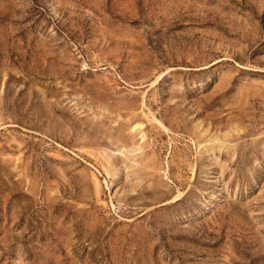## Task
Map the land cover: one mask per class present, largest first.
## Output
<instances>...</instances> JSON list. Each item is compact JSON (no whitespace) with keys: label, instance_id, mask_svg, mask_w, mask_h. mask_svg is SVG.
I'll list each match as a JSON object with an SVG mask.
<instances>
[{"label":"rangeland","instance_id":"rangeland-1","mask_svg":"<svg viewBox=\"0 0 264 264\" xmlns=\"http://www.w3.org/2000/svg\"><path fill=\"white\" fill-rule=\"evenodd\" d=\"M0 264H264V0H0Z\"/></svg>","mask_w":264,"mask_h":264},{"label":"bare ground","instance_id":"bare-ground-1","mask_svg":"<svg viewBox=\"0 0 264 264\" xmlns=\"http://www.w3.org/2000/svg\"><path fill=\"white\" fill-rule=\"evenodd\" d=\"M134 130V129H133Z\"/></svg>","mask_w":264,"mask_h":264}]
</instances>
